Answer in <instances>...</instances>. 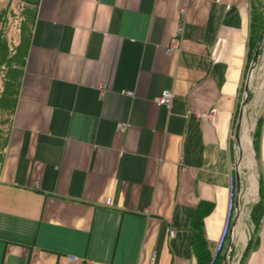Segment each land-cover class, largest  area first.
Returning a JSON list of instances; mask_svg holds the SVG:
<instances>
[{
  "label": "crops",
  "instance_id": "crops-1",
  "mask_svg": "<svg viewBox=\"0 0 264 264\" xmlns=\"http://www.w3.org/2000/svg\"><path fill=\"white\" fill-rule=\"evenodd\" d=\"M256 6L39 0L0 167V264H199L200 208L212 255L230 231L229 264H264V217L257 232L251 220L264 184V91L257 184L245 189L240 175L232 212L236 149L258 102L247 101L262 56L251 57ZM165 89L170 109L157 102Z\"/></svg>",
  "mask_w": 264,
  "mask_h": 264
},
{
  "label": "trees",
  "instance_id": "trees-1",
  "mask_svg": "<svg viewBox=\"0 0 264 264\" xmlns=\"http://www.w3.org/2000/svg\"><path fill=\"white\" fill-rule=\"evenodd\" d=\"M12 0H8L7 5L0 11V22L3 24L0 26V86H2V92L0 95V102H7L11 108L10 117L8 119V123L11 122V118H13L14 110L16 107V103L18 100V96L20 93L22 77L25 70L26 59L31 43V37L33 32L34 23L37 17V9L39 5V0H21L22 4V13L24 20V29L21 31L22 39L18 45H14L11 43L8 33V14L15 15V9L12 8L11 5ZM256 12L254 16L253 23V31L251 37V57H254V54L257 50L258 45H260V54L263 50V42L259 44V40L262 35H264V0H256ZM21 17V15H20ZM30 17V19H27ZM30 23L31 27H27L26 23ZM264 40V38H263ZM255 67L253 64L252 68ZM7 72L5 75L3 71ZM249 102L253 95L248 93ZM4 124L7 125V121L4 120ZM6 128H0V151L4 143V135L6 134ZM9 134V133H8ZM259 135H260V124H258L254 134H253V145L254 149L257 151L259 147ZM8 138L6 137L5 145H7ZM2 159V160H1ZM0 160L3 161L2 156H0ZM234 183L236 185V178L234 177ZM260 199L252 204L251 209V220L254 224L255 231L260 227L262 218L264 217V184L260 183ZM204 209H198L194 214L192 219V229L194 232V251L198 258L199 264H229V261L232 259L234 255L233 251V243H230V231L226 236L225 245L221 246L218 253L214 256L212 255L207 240L204 235L203 229V219H204ZM237 212L235 213V215ZM252 245V241L250 240L246 251L244 252V256H246ZM226 257V259H225Z\"/></svg>",
  "mask_w": 264,
  "mask_h": 264
},
{
  "label": "rangeland",
  "instance_id": "rangeland-1",
  "mask_svg": "<svg viewBox=\"0 0 264 264\" xmlns=\"http://www.w3.org/2000/svg\"><path fill=\"white\" fill-rule=\"evenodd\" d=\"M8 0H0V11L7 5ZM11 5L12 8L15 9V15H10L8 14V27H7V33H8V37L11 41L12 44L14 45H18L19 42L22 39V33L21 31L24 29V20L22 18L23 13L21 11V0H12L11 1ZM21 15V17H20ZM27 19H30V17H28ZM24 23V24H23ZM3 25L0 22V26ZM26 29L27 27H31L30 23H26ZM262 56L260 58V60L258 61V63L255 65L254 69V78L252 80V86H253V98L251 99L252 101H254V98L257 99L258 98V102L255 103V106L252 105V109H251V113H249V122L244 124V130L242 131V136L244 135V133L248 134L249 137V142L245 144L243 141L244 139L241 141L240 144V149L237 148L236 149V162L238 164H240L241 168H240V172L242 174V179H244V187L245 189H249L250 187H253V183H252V179L253 177L256 178V173H255V169L253 167V142H252V134L254 132V127L256 124V117L257 114L259 112V106L261 103V96H262V92L264 91V40H263V50H262ZM7 71L4 70L2 75L6 73ZM2 92V86H0V95ZM9 108H11V106L3 101L0 102V128L4 127L6 128V134L4 135V143L6 141V137L8 138V142L7 145H5L3 143V146L1 148L0 151V156H2L3 161L0 160V167L1 165L4 163L5 157H6V151H7V147H8V143H9V138H10V131L12 128V118H11V122L8 123V119L10 117V111ZM244 114V113H243ZM4 120L7 121V125L4 124ZM248 124V126H247ZM248 127V128H247ZM247 129V131H246ZM246 131V132H245ZM9 133V134H8ZM248 146V147H247ZM1 147V146H0ZM251 164V165H250ZM255 174V176H254ZM257 181V180H256ZM252 185V186H251ZM258 198L254 199V202L252 201V204L256 202ZM249 237V235H248Z\"/></svg>",
  "mask_w": 264,
  "mask_h": 264
},
{
  "label": "built area",
  "instance_id": "built-area-1",
  "mask_svg": "<svg viewBox=\"0 0 264 264\" xmlns=\"http://www.w3.org/2000/svg\"><path fill=\"white\" fill-rule=\"evenodd\" d=\"M179 44H180V38L179 37H175L170 45V47L168 48V53H172L174 50H176L178 47H179ZM255 72V69L252 68L251 69V75L248 79V84L250 83V81L252 80V74H254ZM129 96H132L133 94L131 92H128L127 93ZM173 100H174V92L173 90L171 89H165L161 96L157 99V102L162 105V106H165L166 108L170 109L172 107V104H173ZM130 128V124L129 123H118L117 124V130L124 133L126 132L128 129ZM236 167H237V173L241 175V172H240V164L236 163ZM239 195L240 193L237 192V189H236V185L235 183L233 184V187H232V212L234 211V214L236 212H238V209H237V199L239 198ZM237 198V199H236ZM111 202H112V199L111 197H108L106 200H105V204L107 206H110L111 205ZM234 216H232L231 219H233ZM171 236L174 235V232L172 231L171 233ZM234 234L232 235L231 234V240L234 238ZM155 257L156 255H154L153 257V261L155 260ZM74 259V258H72ZM236 264H239V261L237 260Z\"/></svg>",
  "mask_w": 264,
  "mask_h": 264
},
{
  "label": "water",
  "instance_id": "water-1",
  "mask_svg": "<svg viewBox=\"0 0 264 264\" xmlns=\"http://www.w3.org/2000/svg\"><path fill=\"white\" fill-rule=\"evenodd\" d=\"M263 38H264V35L261 36V38L259 40V44H261L263 42ZM259 51H260V45H258V47H257L256 53H255V57H254V62L258 61ZM248 91H249V88L246 87V92H248ZM241 123H242V119L240 117L239 122H238L237 127H236L237 140L238 141H240ZM240 181H241L240 174H237L236 189H237L238 193H240V191H241Z\"/></svg>",
  "mask_w": 264,
  "mask_h": 264
},
{
  "label": "bare ground",
  "instance_id": "bare-ground-1",
  "mask_svg": "<svg viewBox=\"0 0 264 264\" xmlns=\"http://www.w3.org/2000/svg\"><path fill=\"white\" fill-rule=\"evenodd\" d=\"M246 131H247V129H246ZM245 131V132H246ZM248 133V132H247ZM247 133H244V135H243V137H242V140L244 139V143L245 144H247V143H250L249 142V137H248V134ZM248 147V146H247ZM251 165V164H250ZM254 176H255V174H254ZM252 183H253V186L255 187L256 186V184H257V181H256V178L255 177H253V179H252ZM252 186V185H251ZM251 192V191H250ZM249 192V193H250ZM251 195H253V194H251ZM247 217V216H246ZM245 220V219H244ZM242 230V229H241ZM242 232V231H241ZM247 236V235H246Z\"/></svg>",
  "mask_w": 264,
  "mask_h": 264
}]
</instances>
